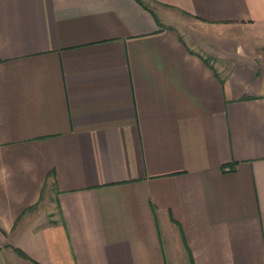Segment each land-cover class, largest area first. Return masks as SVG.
Instances as JSON below:
<instances>
[{
	"label": "crops",
	"instance_id": "obj_1",
	"mask_svg": "<svg viewBox=\"0 0 264 264\" xmlns=\"http://www.w3.org/2000/svg\"><path fill=\"white\" fill-rule=\"evenodd\" d=\"M0 264H264V0H0Z\"/></svg>",
	"mask_w": 264,
	"mask_h": 264
},
{
	"label": "rangeland",
	"instance_id": "obj_2",
	"mask_svg": "<svg viewBox=\"0 0 264 264\" xmlns=\"http://www.w3.org/2000/svg\"><path fill=\"white\" fill-rule=\"evenodd\" d=\"M184 20V23H179V21H177V23H173L175 27H177L182 33H193V29L196 28L197 29V26L195 24V21L191 20V19H186V18H183ZM185 25H188L190 26L191 28H185L187 26ZM187 31V33H186ZM187 37V36H186Z\"/></svg>",
	"mask_w": 264,
	"mask_h": 264
}]
</instances>
